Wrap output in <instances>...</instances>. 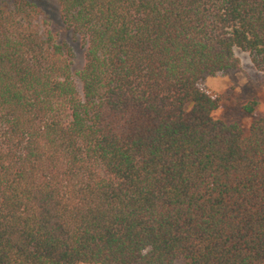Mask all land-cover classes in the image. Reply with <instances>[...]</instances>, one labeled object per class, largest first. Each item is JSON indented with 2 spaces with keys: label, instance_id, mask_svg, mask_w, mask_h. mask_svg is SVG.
Segmentation results:
<instances>
[{
  "label": "trees",
  "instance_id": "16d2710c",
  "mask_svg": "<svg viewBox=\"0 0 264 264\" xmlns=\"http://www.w3.org/2000/svg\"><path fill=\"white\" fill-rule=\"evenodd\" d=\"M53 1L78 69L0 0V264H264V114L199 87L235 49L264 75V0Z\"/></svg>",
  "mask_w": 264,
  "mask_h": 264
},
{
  "label": "rangeland",
  "instance_id": "374dc122",
  "mask_svg": "<svg viewBox=\"0 0 264 264\" xmlns=\"http://www.w3.org/2000/svg\"><path fill=\"white\" fill-rule=\"evenodd\" d=\"M36 1L42 11V20L49 24L58 40L71 49L73 68L78 69L83 58L80 40L63 26L53 0ZM234 55L240 61L239 69L206 76L199 87L218 100V107L212 112L214 119L236 123L247 130L252 120L264 114V75L254 69L247 53L235 49ZM250 101H255L256 105L251 114H246L242 108Z\"/></svg>",
  "mask_w": 264,
  "mask_h": 264
}]
</instances>
